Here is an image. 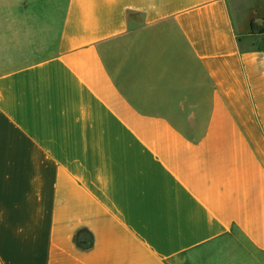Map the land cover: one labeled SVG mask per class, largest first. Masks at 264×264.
Instances as JSON below:
<instances>
[{
  "label": "crops",
  "instance_id": "crops-1",
  "mask_svg": "<svg viewBox=\"0 0 264 264\" xmlns=\"http://www.w3.org/2000/svg\"><path fill=\"white\" fill-rule=\"evenodd\" d=\"M0 264H264V0H0Z\"/></svg>",
  "mask_w": 264,
  "mask_h": 264
}]
</instances>
